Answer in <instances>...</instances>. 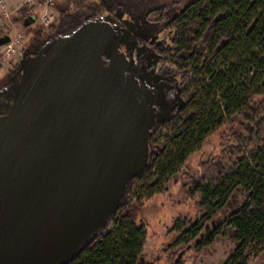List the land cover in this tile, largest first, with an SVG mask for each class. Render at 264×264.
Wrapping results in <instances>:
<instances>
[{
	"label": "water",
	"instance_id": "obj_1",
	"mask_svg": "<svg viewBox=\"0 0 264 264\" xmlns=\"http://www.w3.org/2000/svg\"><path fill=\"white\" fill-rule=\"evenodd\" d=\"M151 11L56 28L0 85V264L69 263L158 155L154 134L179 109L138 66V41L163 28L151 33Z\"/></svg>",
	"mask_w": 264,
	"mask_h": 264
},
{
	"label": "trees",
	"instance_id": "obj_2",
	"mask_svg": "<svg viewBox=\"0 0 264 264\" xmlns=\"http://www.w3.org/2000/svg\"><path fill=\"white\" fill-rule=\"evenodd\" d=\"M30 8L16 10L12 20L23 22ZM171 21L168 55L175 65L189 69L186 92L191 97L163 126L162 148L131 184L129 200L138 205L163 194L187 161L214 141L218 151L198 159V174L192 173L187 195L197 210L207 213L239 198V210L227 225L242 247L263 246L264 0H192ZM55 26L44 30L46 35ZM237 51L241 54L236 58ZM144 228L119 210L103 234L67 264H144L139 261Z\"/></svg>",
	"mask_w": 264,
	"mask_h": 264
},
{
	"label": "flooded vegetation",
	"instance_id": "obj_3",
	"mask_svg": "<svg viewBox=\"0 0 264 264\" xmlns=\"http://www.w3.org/2000/svg\"><path fill=\"white\" fill-rule=\"evenodd\" d=\"M105 7L102 14L94 16H110L118 22L116 13L119 9L123 10L122 18H129L130 12L140 9L152 10L148 14V19L151 13L157 12L154 8L145 9L137 5L119 8L106 2ZM151 21L154 22L151 33L163 28L158 34L152 33L146 39L138 41L140 57L137 62L144 73L156 78L154 84L161 81L168 86L166 87L168 100L175 106V110L179 109L173 120L187 105L189 101L187 98L191 97V94L186 92L187 73L175 68L168 71L167 63L164 64V57L162 58L167 47L162 33L169 25L160 17ZM175 74H180L181 78L178 79ZM131 203L133 202L129 200L127 206L120 210L126 212L128 209L126 214L135 221ZM239 203V198L231 197L224 208L214 213L197 209L166 212L169 221L165 225H161L157 219L151 227L145 226V242L139 261L144 264H264V245L248 243L242 247L233 232L234 229L227 225L231 215L239 210ZM136 223L145 225V222ZM149 231L152 235L147 238Z\"/></svg>",
	"mask_w": 264,
	"mask_h": 264
},
{
	"label": "rangeland",
	"instance_id": "obj_4",
	"mask_svg": "<svg viewBox=\"0 0 264 264\" xmlns=\"http://www.w3.org/2000/svg\"><path fill=\"white\" fill-rule=\"evenodd\" d=\"M79 1L80 4L84 6H88V8L84 7H76L75 3L72 0H54L56 5H53L57 12V21L55 23V29L58 28L59 31L64 30L65 28L75 24L78 20L85 19L87 14H96V12H104L105 11V2L109 4H115L119 8L128 7L131 5H137L141 8H154L157 12H153L149 15V19L157 20V18H162L164 21L167 22L169 26L167 29L162 33L163 39H165V45H167L165 53L162 54V58L164 57V64L167 63L168 71H173L175 69H182L183 73H188L189 69L186 67H181L179 65H175L173 61L175 60L174 57L169 56L168 52L172 45V38H173V28L170 27L171 15L181 10L185 5H187L192 0H98L99 3L93 0H76ZM21 3V1H20ZM103 3V4H102ZM34 6H32L30 11V16L24 21V24L29 23L31 16L36 14L39 15L40 10L38 9V15L36 9L33 11ZM90 7V8H89ZM34 16V15H33ZM14 17V13L12 14V18ZM13 27L11 24L7 26V28L3 29L4 31L8 32L11 35L17 36L18 33H24L23 35V47L21 52L17 53L14 56H11L7 63L0 64V85L2 82L7 78L8 74L10 73L13 64L20 61L22 58V54L25 48L30 47L33 43H36L39 39H42L46 36L45 32L47 30L44 27L39 17L33 21L32 23L24 26L20 22V24H15L12 20ZM30 26V27H29ZM42 27V28H41ZM43 29V30H42ZM45 30V31H44ZM5 32V33H6ZM241 52L237 51L233 55L237 56L240 55ZM235 58V59H236ZM14 69V68H13ZM12 69V70H13ZM169 72H164L168 74ZM175 76L180 79V74H175ZM167 124V123H165ZM163 124L157 132L154 134L153 137V145L155 148H159L163 145L164 138H165V128ZM160 150V149H159ZM218 151L217 145L214 144V141L206 142L203 150L201 153L192 156L188 161L185 168L178 172L174 179L169 182V186L165 190V192L161 195L153 196L142 202H138V205H133V214L134 219L136 222H145V226L151 227L153 225L154 220H157L161 223V225H165L166 222L169 221V215L166 212L171 211H186V210H196L195 208V201L188 198L186 195L187 188L190 185L192 180V173L198 174V159L208 153H216ZM134 201V200H133ZM163 223V224H162ZM152 234L147 235V238L151 237ZM152 242V240H150ZM147 244H145L146 246Z\"/></svg>",
	"mask_w": 264,
	"mask_h": 264
},
{
	"label": "built area",
	"instance_id": "obj_5",
	"mask_svg": "<svg viewBox=\"0 0 264 264\" xmlns=\"http://www.w3.org/2000/svg\"><path fill=\"white\" fill-rule=\"evenodd\" d=\"M99 3L98 0H93ZM40 3L41 10L39 13V20L41 24L48 28L54 25L57 21V12L54 5V0H21V3L14 9L9 8L8 0H0V35L4 34L9 24L13 27L11 22L12 14L21 8L33 6ZM97 15L102 14V12H96ZM24 33H18L17 36L12 35L10 40L6 43L0 45V64H5L8 62L11 56L16 55L21 52L23 47V35Z\"/></svg>",
	"mask_w": 264,
	"mask_h": 264
},
{
	"label": "crops",
	"instance_id": "obj_6",
	"mask_svg": "<svg viewBox=\"0 0 264 264\" xmlns=\"http://www.w3.org/2000/svg\"><path fill=\"white\" fill-rule=\"evenodd\" d=\"M20 1L21 0H8V5H9V8H11V9H14V8H16L19 4H20ZM34 7L32 8L33 9V11H35L34 9H36V11L39 9H41V5H40V3L39 4H36V5H33ZM37 13V15H38V11L36 12ZM34 16H36V14H33ZM32 15V16H33ZM16 24V23H15ZM24 26L25 25H27V24H24V22L22 23ZM30 27V26H29Z\"/></svg>",
	"mask_w": 264,
	"mask_h": 264
}]
</instances>
